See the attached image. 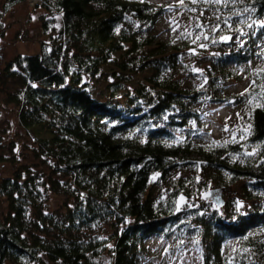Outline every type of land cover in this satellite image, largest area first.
I'll return each mask as SVG.
<instances>
[{"label": "trees", "instance_id": "1", "mask_svg": "<svg viewBox=\"0 0 264 264\" xmlns=\"http://www.w3.org/2000/svg\"><path fill=\"white\" fill-rule=\"evenodd\" d=\"M26 1L6 0L0 35L3 16ZM176 5L192 20L162 39L153 28L166 3L39 0L36 7L62 16L61 28L53 34L43 17L49 40L7 62L2 79L16 81L6 97L20 125L35 130L36 157L51 174L19 166L0 181L8 203L0 264H141L147 239L159 235L195 240L203 264H264V0ZM243 76L245 95L230 96ZM91 79L104 82V97ZM232 99L248 107L246 128L206 139L208 106ZM183 165L193 176L154 191V176L165 180ZM239 183L247 205L237 210L217 196L209 206L213 189ZM48 191L71 202L47 211ZM204 191L212 196L180 210L181 195Z\"/></svg>", "mask_w": 264, "mask_h": 264}, {"label": "rangeland", "instance_id": "2", "mask_svg": "<svg viewBox=\"0 0 264 264\" xmlns=\"http://www.w3.org/2000/svg\"><path fill=\"white\" fill-rule=\"evenodd\" d=\"M37 0H28L17 4L3 16L2 21L7 27L0 35V181L6 177L12 176L14 169L19 166H25L33 171H37L43 177L51 174V169L44 165L43 162L36 157V148L38 142L36 133L33 129L22 127L18 119V107L8 102L6 94L14 90L18 85L16 81L2 79L3 71L6 63L16 57L18 54H35L41 49L42 41H48V36L43 32V17L48 20L52 33L57 34L61 28L62 16L60 14L48 15L47 11L42 7L32 6ZM39 1V0H38ZM154 4L166 3L170 5V10L162 15L154 25L153 32L158 38L168 39L170 33L175 29V23L186 25L192 20L191 10H182L176 5L179 0H149ZM6 0H0V12H4V4ZM182 10V11H181ZM196 67L195 69H198ZM110 70V71H109ZM112 66L107 73L101 78H110ZM109 71V72H108ZM100 79V78H99ZM91 79V84L97 92V96L101 98L108 93L102 80ZM250 85V78L243 76L241 80L233 81L227 89L230 96L243 93ZM104 97V96H103ZM105 99V98H104ZM249 117V110L246 104H234V99L229 103L212 104L208 106L205 114V128L201 131L202 135L208 140L231 139L237 136V132L241 128H246ZM227 128V131L225 130ZM193 169L189 166H179L173 169L165 180L160 175L154 176V191L166 193L172 177L187 178L193 176ZM56 176V175H55ZM57 177V176H56ZM46 179V178H45ZM214 195L211 197L210 207H216L215 200L219 197L224 200V204L228 201H239L248 204L242 197L241 183L228 189L219 191L212 190ZM208 191L201 192L199 195L191 197L180 196L179 208L184 211L188 207L201 204L202 198ZM218 196V197H217ZM45 208L47 211H60L63 209L66 201L70 203V199L64 194H55L48 191L46 193ZM63 211V210H62ZM8 212V203L4 197H0V218H4ZM113 230L106 225L103 228V235L112 234ZM104 236V237H105ZM146 251H143L141 264H203L202 249L193 239L180 240L179 237L167 239L163 235L152 236L147 239ZM109 255V254H108ZM109 262V258L104 257L102 262ZM49 264V262H47Z\"/></svg>", "mask_w": 264, "mask_h": 264}, {"label": "snow or ice", "instance_id": "3", "mask_svg": "<svg viewBox=\"0 0 264 264\" xmlns=\"http://www.w3.org/2000/svg\"><path fill=\"white\" fill-rule=\"evenodd\" d=\"M179 2L181 3V4H183V2H184V0H179ZM208 2H211V3H214V4H221V3H225L226 4V2H227V0H205V3H208ZM232 2H235V0H232ZM192 3H196V0H192ZM193 11L195 10V9H192ZM217 19H219V17H217ZM198 27H200L201 25H197ZM216 29L215 28H213V31H215ZM197 39H199V37H197ZM205 39H207V37H205ZM221 39L222 40H228V39H230V37H221ZM194 43H195V41H193ZM215 42V41H214ZM200 47H205V45H203V44H201V45H199ZM190 51H192V52H194L195 50L194 49H192V50H190ZM197 71H200L199 69H197ZM253 83H255V81H253ZM247 91V90H246ZM241 96H244L245 95V93H241L240 94ZM249 103H251V101H249ZM226 131H227V128L225 129ZM245 131H247V129L245 130ZM249 155H251V153H249ZM183 199V198H182ZM237 203V210H239V208L242 206V204H241V202H239V201H237L236 202Z\"/></svg>", "mask_w": 264, "mask_h": 264}, {"label": "water", "instance_id": "4", "mask_svg": "<svg viewBox=\"0 0 264 264\" xmlns=\"http://www.w3.org/2000/svg\"><path fill=\"white\" fill-rule=\"evenodd\" d=\"M212 196V193L211 192H208V193H206L205 195H204V198H209V197H211Z\"/></svg>", "mask_w": 264, "mask_h": 264}, {"label": "built area", "instance_id": "5", "mask_svg": "<svg viewBox=\"0 0 264 264\" xmlns=\"http://www.w3.org/2000/svg\"><path fill=\"white\" fill-rule=\"evenodd\" d=\"M39 1L37 0L35 3H33V5L32 6H35L37 3H38Z\"/></svg>", "mask_w": 264, "mask_h": 264}, {"label": "bare ground", "instance_id": "6", "mask_svg": "<svg viewBox=\"0 0 264 264\" xmlns=\"http://www.w3.org/2000/svg\"><path fill=\"white\" fill-rule=\"evenodd\" d=\"M36 5H37V4H36ZM36 5H35V6H36Z\"/></svg>", "mask_w": 264, "mask_h": 264}]
</instances>
